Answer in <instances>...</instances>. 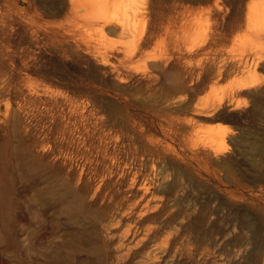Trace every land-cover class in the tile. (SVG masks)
Segmentation results:
<instances>
[{
  "label": "rangeland",
  "instance_id": "rangeland-1",
  "mask_svg": "<svg viewBox=\"0 0 264 264\" xmlns=\"http://www.w3.org/2000/svg\"><path fill=\"white\" fill-rule=\"evenodd\" d=\"M192 1L0 0V264H264V0Z\"/></svg>",
  "mask_w": 264,
  "mask_h": 264
},
{
  "label": "bare ground",
  "instance_id": "bare-ground-1",
  "mask_svg": "<svg viewBox=\"0 0 264 264\" xmlns=\"http://www.w3.org/2000/svg\"><path fill=\"white\" fill-rule=\"evenodd\" d=\"M44 1V0H43ZM58 1H62V0H58ZM79 1V0H78ZM193 1H206V0H193ZM192 1V2H193ZM72 2H73V5H72V9L71 10H73V12H77L79 9H77V8H79V6H78V4H77V2H76V0H72ZM88 3V2H87ZM56 4V3H55ZM66 4V3H65ZM91 4V3H90ZM89 4V5H90ZM57 6V5H56ZM45 7V6H44ZM81 8H82V4H81ZM56 9V8H55ZM214 11V10H213ZM211 12V11H210ZM48 13V12H47ZM56 14V13H55ZM84 14H86V13H84ZM61 16V15H60ZM82 16V15H81ZM81 16H78V18H79V20L81 19H84V21H85V18H82ZM106 17H104L103 19H105ZM103 19H102V21H103ZM89 20V19H88ZM87 20V21H88ZM108 20H110V19H108ZM108 20H104L103 21V23H102V21H101V24H100V26H102V27H100V29L102 28V29H104L105 30V27L107 26V25H110V24H112V22H113V20H111V22H109ZM93 21V20H92ZM239 21V20H238ZM81 23H83V22H81ZM98 23H100V22H98ZM80 24V21L78 22V24L77 25H79ZM95 25V24H94ZM98 25V24H97ZM113 25H115V23L113 24ZM235 25V24H234ZM240 26H241V24H240ZM71 27V26H70ZM82 27V26H81ZM121 27V26H120ZM74 29H75V27H74ZM73 29V27H72V30H74ZM77 29V28H76ZM101 29V30H102ZM124 29V28H123ZM230 29V28H229ZM71 30V31H72ZM70 31V30H69ZM76 31V30H75ZM81 31V30H80ZM74 32V31H73ZM227 32V31H226ZM69 33H71V32H69ZM77 33V32H76ZM144 33V32H143ZM142 36H143V34H141ZM74 36V35H73ZM76 36V35H75ZM140 38V40H142L141 39V37H139ZM143 38V37H142ZM181 49V48H180ZM184 49V48H183ZM189 49V48H188ZM193 50V49H192ZM180 52H181V50H179ZM222 51V50H221ZM228 53V52H227ZM180 54V53H179ZM106 58V57H105ZM224 58H225V56H224ZM232 59V58H231ZM226 60V59H225ZM224 63H222V65H223ZM124 67V66H123ZM220 68V67H219ZM223 68V67H222ZM222 68H221V70H222ZM217 70V69H216ZM111 73L113 74V76L115 77V79L117 80V82L118 83H122V82H125V78L122 76V74H121V72H119V70L118 69H116V70H114V69H112V71H111ZM127 75V74H126ZM172 77V80H173V82L175 83V86L177 87V88H179V89H182L183 88V81H181L182 79H180V77H179V75L178 74H174L173 76H171ZM128 78V77H127ZM129 79V78H128ZM127 80V79H126ZM104 152V151H103ZM106 152V151H105ZM87 153V152H86ZM106 153H104V155H105ZM87 155V154H86ZM90 155V154H89ZM106 156H107V154H106ZM105 156V157H106ZM88 158H89V156H88ZM87 158V159H88ZM78 160V159H77ZM89 160H93V159H89ZM105 160V159H104ZM88 161V160H87ZM85 162H86V159H85ZM104 162V161H103ZM106 162V161H105ZM107 162H108V160H107ZM92 163V162H91ZM101 163V162H100ZM109 163V162H108ZM85 164V163H84ZM95 164V163H94ZM107 164V163H106ZM110 164V163H109ZM109 164H107V166L109 165ZM113 164V163H112ZM83 165V164H82ZM81 165V166H82ZM97 165V164H96ZM104 165V164H103ZM71 166H72V164H71ZM85 165H83V167H84ZM88 166H90V165H88ZM101 166V165H100ZM107 166H104V167H106V169H107ZM119 166V165H118ZM78 167V166H77ZM97 167V166H96ZM95 167V168H96ZM132 167V166H131ZM94 168V169H95ZM98 168V167H97ZM112 168V167H111ZM111 168L109 167V169L111 170ZM119 168V167H118ZM118 168H115V169H118ZM122 168V167H121ZM103 169V168H102ZM114 169V170H115ZM123 169V168H122ZM132 169V168H131ZM81 170V169H80ZM108 170V169H107ZM113 170V171H114ZM128 171H129V169H127ZM84 171V170H83ZM118 171V170H117ZM121 171V170H120ZM119 171V173H121ZM133 171V170H132ZM131 171V172H132ZM68 172V171H67ZM102 172V171H101ZM110 172V171H109ZM112 172V171H111ZM116 172V171H115ZM94 173H96V172H94ZM113 173V172H112ZM136 173V172H135ZM68 174V173H67ZM92 174V173H91ZM107 174V173H106ZM109 174V173H108ZM108 174H107V176H105V177H107L108 178ZM124 174H127V173H124ZM129 174V173H128ZM133 174V173H132ZM137 174V173H136ZM78 174H76V176H77ZM83 175V174H82ZM113 175V174H112ZM117 175L119 176V174L117 173ZM130 175V174H129ZM121 176V175H120ZM126 176V175H125ZM95 177V176H94ZM104 177V178H105ZM81 178V177H80ZM80 178H79V180H80ZM86 178V177H85ZM103 178V179H104ZM118 178V177H117ZM117 178H115V179H117ZM122 178V177H121ZM123 178H124V176H123ZM102 179V180H103ZM78 180V181H79ZM87 180V179H86ZM101 180V181H102ZM114 180V179H113ZM136 181V180H135ZM99 182H100V179H99ZM114 182H117V181H114ZM120 182V181H119ZM103 183H105V182H103ZM110 183V182H109ZM113 183V182H112ZM100 184V183H99ZM121 184V183H120ZM133 184H135V183H133ZM115 185V184H114ZM105 186V185H104ZM106 187V186H105ZM110 187V186H109ZM117 187H118V185H117ZM116 187V188H117ZM103 188V187H102ZM101 188V189H102ZM99 189V188H98ZM119 189V188H118ZM94 190H95V188H94ZM70 191H72L71 190V188H70ZM102 191V190H101ZM116 191V190H115ZM118 191V190H117ZM100 192V191H99ZM95 193H96V191H95ZM94 193V194H95ZM110 193V192H109ZM113 193V192H112ZM105 194H106V192H105ZM114 194H116V193H114ZM129 194V193H128ZM103 195V194H102ZM120 195V194H119ZM93 196V195H92ZM115 196V195H114ZM100 197H102V196H100ZM109 197H111V196H109ZM116 197H117V195H116ZM126 197V196H125ZM93 198V197H92ZM97 198V197H96ZM103 198V197H102ZM101 198V199H102ZM100 199V198H99ZM113 199V198H112ZM120 199V198H119ZM123 199H124V197H123ZM111 200V199H110ZM121 201H122V199H120ZM101 201V200H100ZM108 201H109V199H108ZM119 201V200H118ZM117 201V203H119ZM93 202V201H92ZM96 202V201H95ZM129 202V201H128ZM136 203V202H135ZM102 204V203H101ZM100 204V205H101ZM132 204L133 203H131V206H132ZM95 205V204H94ZM125 205V204H124ZM136 205V204H135ZM113 206V205H112ZM134 206V205H133ZM99 207V206H98ZM121 208H119V209H117L118 211H116L115 213H113V214H111L110 216H106L105 215V213L103 212V211H101V213H102V216L100 217V219L95 223V224H93V227H92V233H91V236H89V235H87V233L85 232V230H82V232H84L85 233V235H87V236H84L83 238H77V237H75V236H72V237H70V239L69 240H67V242H65V247L67 248V250H68V253L66 254V256L65 257H63L62 258V263L63 264H74L75 263V255L74 254H72V251H74V249L75 248H72V246H76V247H78V246H86V248H87V250H89V251H91L94 255H95V258L98 260V261H100V262H103V263H106V261L109 259V258H111V257H114V258H120L121 257V255H118L117 253H115V252H118L119 250H121V248L123 247V245L121 244V243H115V245H113L114 244V240H116V239H114V236L115 235H112V233H108L113 227H115V229H118V227L123 223V219L124 218H126L127 219V217L130 215V214H132V212H134L133 211V208L132 207H129V206H127L126 205V209H123L122 208V206H120ZM143 206H141V207H139V208H142ZM145 207H147V206H145ZM145 207H144V210H146L145 209ZM148 208V207H147ZM149 209V208H148ZM108 210H109V208H108ZM115 210V209H114ZM139 210H141V209H138V212H139ZM142 210H143V208H142ZM147 211V210H146ZM145 211V212H146ZM112 212V211H111ZM114 212V211H113ZM136 212V211H135ZM147 213V212H146ZM138 214H140V213H138ZM142 214V213H141ZM134 215V214H133ZM145 215V214H144ZM141 215H139V217H140ZM137 217V216H136ZM142 218L141 219H143L144 217L143 216H141ZM140 219V218H139ZM141 219L140 220H137V221H135L134 220V222L133 223H131V224H127L128 226H127V228L126 229H124V232H122L121 233V235H119L118 237H119V240H121V241H123V240H125V239H127V240H131L129 243L130 244H132L133 242H134V240H136L137 238H134L137 234H139L140 232L139 231H141L140 229H141ZM126 221V220H125ZM131 221V220H130ZM126 224V223H125ZM124 225V224H123ZM114 229V230H115ZM144 230H145V228H144ZM91 231V230H90ZM123 231V230H122ZM146 231V230H145ZM111 232V231H110ZM147 232V231H146ZM148 232H149V230H148ZM107 234L106 236L107 237H105L104 236V234ZM114 233V232H113ZM144 233V232H143ZM145 234V233H144ZM146 235V234H145ZM150 236H152L151 234H150V232H149V234H147V238H150ZM140 237V236H139ZM154 237V236H153ZM142 238V237H141ZM144 238H145V236H144ZM155 238H156V236H155ZM138 239H140V238H138ZM151 239V238H150ZM142 240H144V239H142ZM141 239H140V241H142ZM120 241V242H121ZM139 241V240H138ZM138 241H137V243H136V241H135V244L134 245H132L133 247L136 245H138ZM143 242V241H142ZM148 242V241H147ZM124 243H125V241H124ZM150 244V243H149ZM113 245V247H112V250H114L113 252H112V250H110L109 248L111 247ZM139 245H141V244H139ZM125 246V245H124ZM134 247V248H137V247ZM30 247H32V243H31V245H30ZM133 247H129L128 248V250L129 251H133L134 250V248ZM124 248V247H123ZM139 248V247H138ZM125 252V251H124ZM137 252V251H136ZM122 258V257H121ZM125 258V257H124ZM123 258V259H124Z\"/></svg>",
  "mask_w": 264,
  "mask_h": 264
}]
</instances>
